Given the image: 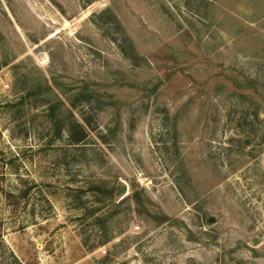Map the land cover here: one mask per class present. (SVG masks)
I'll return each mask as SVG.
<instances>
[{"label":"rangeland","instance_id":"obj_1","mask_svg":"<svg viewBox=\"0 0 264 264\" xmlns=\"http://www.w3.org/2000/svg\"><path fill=\"white\" fill-rule=\"evenodd\" d=\"M0 264H264V0H0Z\"/></svg>","mask_w":264,"mask_h":264}]
</instances>
